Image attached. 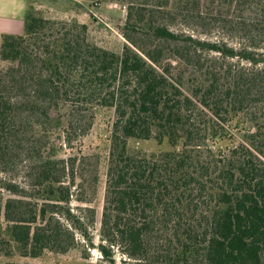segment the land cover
I'll return each instance as SVG.
<instances>
[{
    "label": "trees",
    "instance_id": "1",
    "mask_svg": "<svg viewBox=\"0 0 264 264\" xmlns=\"http://www.w3.org/2000/svg\"><path fill=\"white\" fill-rule=\"evenodd\" d=\"M225 1L209 3L219 13ZM256 5L264 12V0ZM136 11L145 9L128 8L119 54L90 42L86 24L32 6L22 34L2 35L0 255L83 243L101 264H264V15L255 40L235 48L133 20ZM250 98L259 118L244 122ZM98 107L114 122L95 236L91 201L75 193L78 159L60 158L54 138L70 147Z\"/></svg>",
    "mask_w": 264,
    "mask_h": 264
},
{
    "label": "rangeland",
    "instance_id": "2",
    "mask_svg": "<svg viewBox=\"0 0 264 264\" xmlns=\"http://www.w3.org/2000/svg\"><path fill=\"white\" fill-rule=\"evenodd\" d=\"M60 2L59 0H35L32 8L47 20L67 23L76 21L86 24L90 42L118 54L127 43L124 36L126 31L124 24L129 7L145 9L142 13L133 12V20L139 16L141 20L150 18L155 23L168 25L174 32L179 33L183 30L201 39L222 41L235 48L248 45L251 40H255L257 26L254 22L260 19L259 15H264V12L258 11L257 0H226L225 7L219 13L216 7L209 3L210 0H201L200 5L193 0L187 8L178 0H90L88 3L80 2L81 6L74 7H63L64 4ZM152 10L153 12L150 13L152 15L148 14ZM164 12L170 13L165 15ZM182 24H188L190 28L182 27ZM129 34L145 44V41L138 39L136 34L130 32ZM228 63L236 68L244 66V63L237 59L230 60ZM173 64H175L174 61ZM83 109L82 115L88 118L91 113L89 107L86 106ZM242 109L241 118L244 122L259 118L260 105L253 98L247 100ZM113 122L114 111L98 107L93 111L90 129L83 136L76 137L70 147L62 145V139L54 138L57 155L60 158L66 159L71 156L78 159L76 169L79 177L75 182V193L76 196L91 201L88 206L95 210L93 229L95 236L99 230L104 199L109 138ZM249 126L250 124L246 125V127ZM128 144L131 148L146 153H157L167 149L165 143L159 146L153 140L137 142L130 140ZM99 258L96 250L88 249L83 243H79L68 250L60 248L57 252L45 251L37 258L21 257L18 254L12 257L0 255V264H101ZM118 264L128 263L118 261Z\"/></svg>",
    "mask_w": 264,
    "mask_h": 264
},
{
    "label": "crops",
    "instance_id": "3",
    "mask_svg": "<svg viewBox=\"0 0 264 264\" xmlns=\"http://www.w3.org/2000/svg\"><path fill=\"white\" fill-rule=\"evenodd\" d=\"M35 0H0V41L2 35H20L24 29V20L28 6ZM58 1V0H54ZM63 7L81 6L90 0H59ZM81 2V3H80Z\"/></svg>",
    "mask_w": 264,
    "mask_h": 264
},
{
    "label": "built area",
    "instance_id": "4",
    "mask_svg": "<svg viewBox=\"0 0 264 264\" xmlns=\"http://www.w3.org/2000/svg\"><path fill=\"white\" fill-rule=\"evenodd\" d=\"M95 4H96V3H95ZM95 4H94V5H95ZM92 13H93L94 16H96L94 12H92Z\"/></svg>",
    "mask_w": 264,
    "mask_h": 264
}]
</instances>
